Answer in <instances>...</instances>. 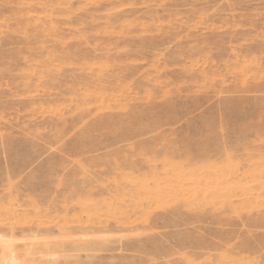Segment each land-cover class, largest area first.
Returning <instances> with one entry per match:
<instances>
[{"label": "rangeland", "instance_id": "rangeland-1", "mask_svg": "<svg viewBox=\"0 0 264 264\" xmlns=\"http://www.w3.org/2000/svg\"><path fill=\"white\" fill-rule=\"evenodd\" d=\"M0 235L26 264H264V0H0Z\"/></svg>", "mask_w": 264, "mask_h": 264}, {"label": "bare ground", "instance_id": "bare-ground-1", "mask_svg": "<svg viewBox=\"0 0 264 264\" xmlns=\"http://www.w3.org/2000/svg\"><path fill=\"white\" fill-rule=\"evenodd\" d=\"M253 103V102H252ZM246 106V105H245ZM153 145V144H152ZM151 169V168H150ZM0 244L3 246H7V251L5 252L4 256L0 260V264H26L25 260L23 258H19L15 255V252L13 251L11 247V239L9 237H5L3 235H0ZM1 246V247H2ZM4 246V247H5ZM15 249V248H14ZM29 250V249H28ZM27 250V251H28ZM4 252V251H3ZM29 253V252H28ZM51 254V253H50ZM27 256V255H26ZM29 262V261H28ZM31 262V261H30ZM35 263V262H34ZM30 264V263H28Z\"/></svg>", "mask_w": 264, "mask_h": 264}]
</instances>
